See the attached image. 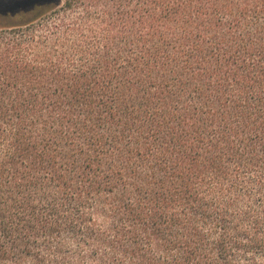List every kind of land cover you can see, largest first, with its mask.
Returning <instances> with one entry per match:
<instances>
[{
  "label": "trees",
  "instance_id": "trees-1",
  "mask_svg": "<svg viewBox=\"0 0 264 264\" xmlns=\"http://www.w3.org/2000/svg\"><path fill=\"white\" fill-rule=\"evenodd\" d=\"M0 264H264V0L0 1Z\"/></svg>",
  "mask_w": 264,
  "mask_h": 264
},
{
  "label": "flooded vegetation",
  "instance_id": "flooded-vegetation-1",
  "mask_svg": "<svg viewBox=\"0 0 264 264\" xmlns=\"http://www.w3.org/2000/svg\"><path fill=\"white\" fill-rule=\"evenodd\" d=\"M1 2H5V1H8V0H0Z\"/></svg>",
  "mask_w": 264,
  "mask_h": 264
}]
</instances>
